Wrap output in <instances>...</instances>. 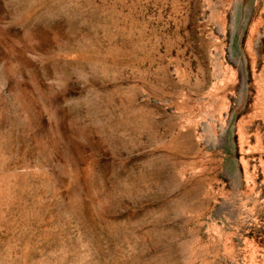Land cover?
<instances>
[{
	"label": "rangeland",
	"instance_id": "obj_1",
	"mask_svg": "<svg viewBox=\"0 0 264 264\" xmlns=\"http://www.w3.org/2000/svg\"><path fill=\"white\" fill-rule=\"evenodd\" d=\"M0 264H264V0H0Z\"/></svg>",
	"mask_w": 264,
	"mask_h": 264
}]
</instances>
